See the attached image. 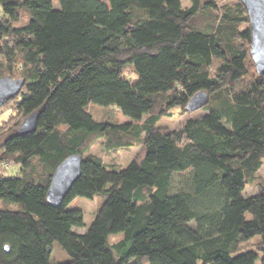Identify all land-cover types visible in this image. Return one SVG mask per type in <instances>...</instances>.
<instances>
[{"label":"trees","instance_id":"trees-1","mask_svg":"<svg viewBox=\"0 0 264 264\" xmlns=\"http://www.w3.org/2000/svg\"><path fill=\"white\" fill-rule=\"evenodd\" d=\"M56 1L0 0V77L23 81L0 125V264H264V185L242 194L264 159V75L242 3ZM21 8L29 20L16 26ZM199 91L205 114L158 125ZM91 105L131 121L97 120ZM99 138L105 153L139 149L124 168L106 164L88 153ZM71 154L80 176L54 206L50 178ZM188 167L194 192L170 194V172ZM96 195L79 234L83 213L68 205ZM54 243L66 262H51Z\"/></svg>","mask_w":264,"mask_h":264},{"label":"rangeland","instance_id":"rangeland-1","mask_svg":"<svg viewBox=\"0 0 264 264\" xmlns=\"http://www.w3.org/2000/svg\"><path fill=\"white\" fill-rule=\"evenodd\" d=\"M9 2H22L23 0H7ZM54 5L57 7L58 3L56 0H53ZM182 5H188V2L185 0H181ZM220 3H231V1L228 0H222ZM20 18L18 22L13 23L16 26L24 25L28 22L29 16L27 12L24 9H20ZM115 108V106H99V105H91L89 106L90 112L94 113L97 120L103 119L107 121H119V122H128L131 121L130 118L122 115L120 112L112 111V109ZM11 108H8V103L0 106V125L3 121L7 120L8 117L11 114L10 110ZM206 111L203 110V108L197 109L192 112H186L181 109H173L171 111L170 117H163L158 125L167 127L169 129H179L182 125L186 122L189 118H198L199 116L205 114ZM102 117V118H101ZM16 118V117H15ZM114 119V120H112ZM103 142L102 138L96 139L95 142L92 144V146L89 148L88 153L94 154L98 157H100L103 162L106 164H118L122 168L126 167L128 163L131 161V159L134 157L135 153L138 151V147H130L128 149H119L116 152H110L105 153L102 150L101 143ZM18 168L17 167H10L5 171V173L2 176H5L7 174L8 177H12L17 175ZM169 186H168V192L170 194H176L181 192L186 193H193L194 192V185H193V170L191 167L186 168L183 171H172L169 174ZM264 185V159L262 161V165L260 169L258 170L256 174V178L254 183L248 184L245 189L243 190L242 194L244 196L253 195L257 192L260 186ZM102 203V199L100 196L96 195L92 200L86 199L84 197H76L74 200H72L68 208L72 209H79L83 213V220L85 227L77 228L75 231L79 234H82L85 232L87 226L93 219V216L96 212V210L100 207ZM119 237H112L110 238L111 241H114L118 239ZM259 240V236H254L251 239L248 240V243L244 244L242 246L243 250L246 249H255L256 244ZM259 254V253H258ZM67 254L61 249V247L54 243L52 245V251L50 253V260L52 263H63L68 260ZM255 264H260V254L259 258L256 260Z\"/></svg>","mask_w":264,"mask_h":264},{"label":"water","instance_id":"water-1","mask_svg":"<svg viewBox=\"0 0 264 264\" xmlns=\"http://www.w3.org/2000/svg\"><path fill=\"white\" fill-rule=\"evenodd\" d=\"M244 6L249 21V55L258 74L264 75V0H238ZM23 87L21 79L9 76L0 77V106L16 97ZM208 96L205 92L195 93L187 102L186 109L195 111L206 105ZM37 112L27 116L18 127L20 133H29L35 129ZM82 156L71 154L64 158L54 169L47 188L46 198L49 203L59 206L70 191L73 183L80 176Z\"/></svg>","mask_w":264,"mask_h":264}]
</instances>
